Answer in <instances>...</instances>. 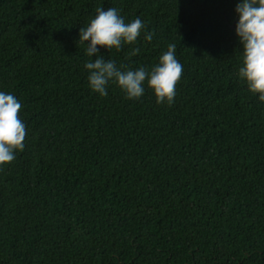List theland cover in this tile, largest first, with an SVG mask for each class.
<instances>
[{
  "label": "trees",
  "instance_id": "trees-1",
  "mask_svg": "<svg viewBox=\"0 0 264 264\" xmlns=\"http://www.w3.org/2000/svg\"><path fill=\"white\" fill-rule=\"evenodd\" d=\"M238 3L0 0V91L27 129L0 166V264H264V102L238 76ZM98 7L145 23L99 49L122 71L176 45L170 106L147 82L135 100L90 89L79 29Z\"/></svg>",
  "mask_w": 264,
  "mask_h": 264
},
{
  "label": "clouds",
  "instance_id": "clouds-1",
  "mask_svg": "<svg viewBox=\"0 0 264 264\" xmlns=\"http://www.w3.org/2000/svg\"><path fill=\"white\" fill-rule=\"evenodd\" d=\"M235 11L238 14L235 31L243 49L238 76L246 83L248 90L258 94L259 100L264 102V0H240ZM144 28L145 23L140 18L126 23L114 7L96 9V15L89 24L80 27L78 40L87 43V56L96 57L84 64L89 72V87L99 96L106 97L109 82H114L128 99L135 100L143 96L147 82L154 92L156 102H166L170 106L183 75V65L176 58L174 43L168 45L158 65L151 71L143 67L122 71L115 61L99 54L101 47L108 51L113 48L120 51L124 45L135 43ZM152 38V33L144 37L149 42ZM138 52L139 49L134 48L130 54L136 55ZM21 109V102L13 94L0 91V166L12 163L16 153L25 148L27 129L20 118Z\"/></svg>",
  "mask_w": 264,
  "mask_h": 264
}]
</instances>
